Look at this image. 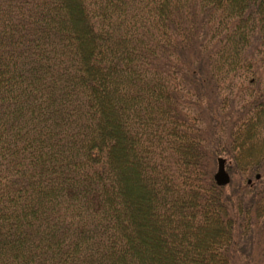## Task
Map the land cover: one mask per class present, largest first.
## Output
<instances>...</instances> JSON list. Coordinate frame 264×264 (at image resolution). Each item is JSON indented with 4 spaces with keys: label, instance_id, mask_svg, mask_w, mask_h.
<instances>
[{
    "label": "trees",
    "instance_id": "16d2710c",
    "mask_svg": "<svg viewBox=\"0 0 264 264\" xmlns=\"http://www.w3.org/2000/svg\"><path fill=\"white\" fill-rule=\"evenodd\" d=\"M263 177L264 0H0V264H264Z\"/></svg>",
    "mask_w": 264,
    "mask_h": 264
},
{
    "label": "water",
    "instance_id": "95a60500",
    "mask_svg": "<svg viewBox=\"0 0 264 264\" xmlns=\"http://www.w3.org/2000/svg\"><path fill=\"white\" fill-rule=\"evenodd\" d=\"M218 167L214 173V179L216 183L220 186H226L231 182V176L227 170V160L224 157H218L217 159ZM257 178H260V174L257 175ZM250 182V180H249Z\"/></svg>",
    "mask_w": 264,
    "mask_h": 264
},
{
    "label": "rangeland",
    "instance_id": "374dc122",
    "mask_svg": "<svg viewBox=\"0 0 264 264\" xmlns=\"http://www.w3.org/2000/svg\"><path fill=\"white\" fill-rule=\"evenodd\" d=\"M248 76L251 77L250 74H249ZM252 87L255 88L256 85H252ZM218 157H220V155H219ZM218 157H217V159H218ZM221 157L226 158V160H227V170L229 171V169H230L229 166L233 163V161H230V160L225 156V154H221ZM217 159H216V164H215V171H214V173L216 172L217 167H218ZM229 173H230L231 181H232L236 176H235L234 174H231L230 171H229ZM263 178H264V177H263ZM250 181H251V180H250ZM263 182H264V179H263ZM259 185H260V184H259ZM257 186H258V183H257V182L254 183L253 187H257ZM260 186H261V185H260Z\"/></svg>",
    "mask_w": 264,
    "mask_h": 264
}]
</instances>
